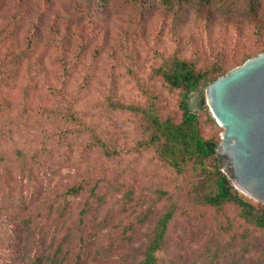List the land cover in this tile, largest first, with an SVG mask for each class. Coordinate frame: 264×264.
Instances as JSON below:
<instances>
[{
  "label": "rangeland",
  "instance_id": "374dc122",
  "mask_svg": "<svg viewBox=\"0 0 264 264\" xmlns=\"http://www.w3.org/2000/svg\"><path fill=\"white\" fill-rule=\"evenodd\" d=\"M133 10L131 0H107L103 7L92 6L90 0H0V59L19 53L29 38L36 39L33 54L21 64L16 79L0 85V264H29L27 250L34 247L33 239L39 234L42 197L52 196L82 177L101 178L100 186L105 181L112 182L109 207H103L97 215L99 220L106 211L109 218L99 232L100 243L108 241L109 236L115 238L116 231L134 222L137 211L151 202L154 217L167 205L168 196L178 199L179 208L169 227V243L163 251L166 261L183 255L182 264H199L198 259L209 243L227 240L211 207H206L202 214L187 209L196 205L192 187L201 180L197 170L186 168L181 174H175L159 167L149 154L119 153L103 157L96 147L87 149V134L75 133L78 125L67 119L65 110L71 109L92 126L95 133L114 143L116 149L130 147L141 135L138 124L127 112L108 110L104 106L109 87L124 103L140 99L126 70L117 63L121 60L122 46L132 45L137 50V69L144 78L158 63L156 53L175 46L185 54L197 52L207 61L220 50L231 60L241 54L242 48H255L257 42L251 36L250 23L238 19L235 24L216 16L212 25L205 28L189 13L173 35L170 16L164 9L154 8L146 19L138 18ZM30 61H40L42 70L38 69L32 78L35 84L30 99L32 118L22 125L17 122L20 121L21 89ZM64 63L75 67L63 86V94L59 95L57 89L63 84L61 64ZM88 75L90 77L84 81L83 77ZM155 86L167 99L168 107L179 116V93L170 95L159 79ZM201 119L206 134L214 133L221 138L223 129L217 122L216 125L209 123L203 113ZM60 131L76 135L73 150L66 151L60 142L58 148L51 146L49 153L41 156L40 144L43 141L53 144ZM17 149L32 159L34 169L42 171L31 175L20 171V161L15 156ZM9 163L13 164L11 170L5 171ZM221 171L224 172L222 162ZM125 193L131 195V201L125 202ZM86 195L74 199L67 224L77 218V209L84 204ZM44 204H47L45 200ZM34 208V218L31 216L34 224L30 230L20 231L19 240L8 238L3 229L17 227ZM227 213L231 215L228 210ZM52 223L45 222L44 229L49 233L55 228ZM145 231L147 224L138 227L134 239L123 250L109 252L103 257L104 263L138 261L146 245ZM62 233L61 230L57 238ZM255 243L251 255L259 249L260 242ZM240 257V254H235L233 260L230 256L220 257L214 264H252L248 256Z\"/></svg>",
  "mask_w": 264,
  "mask_h": 264
},
{
  "label": "trees",
  "instance_id": "16d2710c",
  "mask_svg": "<svg viewBox=\"0 0 264 264\" xmlns=\"http://www.w3.org/2000/svg\"><path fill=\"white\" fill-rule=\"evenodd\" d=\"M90 1L92 6L103 7L107 4V0ZM131 5L134 7L133 12L140 19L148 18L156 7L164 9L170 16L173 35L179 31L189 13L195 22L203 24L205 28L212 25L216 16L224 21H235V24L238 19H245L250 23L251 36L257 45L253 49L242 48L241 54L231 60H227L224 51L220 50L208 61L201 59L197 52L185 54L175 46L166 52L156 53L158 63L144 78L138 73L137 50L132 45H123L120 49L121 60L117 63L126 70L140 99L124 103L114 95L113 88L109 87L104 96V106L108 110L127 112L138 124L141 135L130 147L116 149L114 143L95 133L92 126L79 119L69 108L65 110V116L78 125L75 130L77 135L87 134V149L96 147L103 157L110 158L119 153H130L134 156L149 154L159 167L175 174H181L186 168L197 170L201 180L192 187L196 205L187 209L202 214L206 207H211L221 233L227 238L224 242L213 240L209 243L203 256L198 259L199 264H214L220 257L225 256H230V260H233L235 254H240L242 259L248 256L252 264H264V204L254 202L238 192L227 175L221 171V157L217 152L221 138L214 133L206 134L201 119L203 113L209 123L217 124L206 105L205 87L231 68L264 52V0H131ZM35 45L36 39L33 36L19 53L8 54L7 59H0V85L16 79L21 64L33 54ZM61 67L64 78L62 86L57 89L59 95L63 94V86L75 66L64 63ZM26 69L21 89L20 121H17L22 125H26L32 118L30 99L35 88L32 78L38 69L42 70V63L30 61ZM89 77L90 75L83 77L84 81ZM157 79L170 95L179 93V116L168 107L167 99L156 88ZM1 112L5 111L1 109ZM57 135L53 144L48 145L46 141L40 144L41 156L48 154L51 146L58 148L60 142L65 145L66 151L73 150L76 135L71 136L62 131ZM66 136L69 139H66ZM15 156L20 161V171H28L29 174L42 171L34 169L32 159L22 151L17 149ZM63 158L66 160L67 157ZM11 165L13 164L9 163L5 171H10ZM100 180L101 178L82 177L79 181L66 184L52 196L42 197L39 234H35L36 239H33L34 247L27 250L29 264H105L103 257L113 250H123L134 239L137 228L145 224L146 245L140 252L141 258L132 264H182L185 258L183 255L166 261L163 252L170 240L169 227L177 217L179 208L178 199H172L170 196L167 197V205L154 217V203L151 202L137 211L134 222L116 231L115 238L109 236L108 241L100 243L99 232L109 218L106 211L99 220L97 215L103 207H109L112 184L108 180L100 186ZM91 182L93 184L88 187ZM85 193L87 195L84 204L77 209V218L67 224L74 199ZM44 200L47 204L43 205ZM131 200V195L125 193V202ZM141 204L139 205L143 206ZM227 207H231V210ZM22 210H25V206ZM34 211L35 208L31 209L29 215L17 227L3 229L6 236L19 240L20 231H28L34 224ZM45 222H53L51 225L55 228L50 233L44 229ZM61 230L63 233L57 238ZM257 241L260 242L259 249L251 255V249Z\"/></svg>",
  "mask_w": 264,
  "mask_h": 264
},
{
  "label": "water",
  "instance_id": "95a60500",
  "mask_svg": "<svg viewBox=\"0 0 264 264\" xmlns=\"http://www.w3.org/2000/svg\"><path fill=\"white\" fill-rule=\"evenodd\" d=\"M206 105L222 127L217 152L237 191L264 203V52L205 87Z\"/></svg>",
  "mask_w": 264,
  "mask_h": 264
}]
</instances>
